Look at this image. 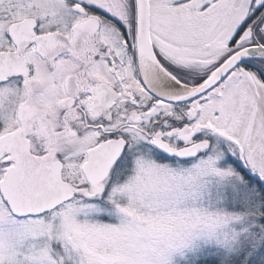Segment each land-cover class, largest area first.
Listing matches in <instances>:
<instances>
[{
    "label": "snow or ice",
    "instance_id": "obj_1",
    "mask_svg": "<svg viewBox=\"0 0 264 264\" xmlns=\"http://www.w3.org/2000/svg\"><path fill=\"white\" fill-rule=\"evenodd\" d=\"M0 264H264V0H0Z\"/></svg>",
    "mask_w": 264,
    "mask_h": 264
}]
</instances>
